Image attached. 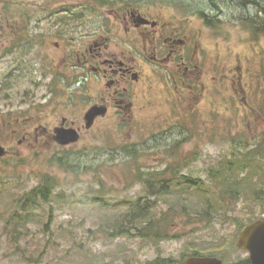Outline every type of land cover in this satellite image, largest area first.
<instances>
[{
  "label": "rangeland",
  "instance_id": "rangeland-1",
  "mask_svg": "<svg viewBox=\"0 0 264 264\" xmlns=\"http://www.w3.org/2000/svg\"><path fill=\"white\" fill-rule=\"evenodd\" d=\"M251 1L0 0L1 17L74 23L69 44L79 41L78 32L111 22L119 5H141L152 15L177 12L206 36L207 84L219 74L218 64L227 81L242 75L244 90L238 96L229 82L223 84L225 95L210 92L197 110L195 184L187 188L147 183L141 168L150 153L141 123L121 126L123 136L116 128L115 136L72 158L64 152L56 159L45 145L1 138L11 153L0 159V264H149L158 258L183 263L196 252L229 264L249 259L238 247L239 225L264 218V0ZM27 48L0 61V110L29 115L34 104L44 115L46 92L37 88L44 79L29 69L38 51L32 55ZM31 77L37 81L34 91H28ZM155 77V88L162 87ZM154 102L155 112L172 117L153 125L152 136L159 138L175 129V114L161 95ZM46 179L56 184L49 200L24 205L25 196ZM235 183H241L238 190ZM140 201L167 237L122 231L131 226L132 204ZM209 203L217 209L207 210Z\"/></svg>",
  "mask_w": 264,
  "mask_h": 264
},
{
  "label": "flooded vegetation",
  "instance_id": "flooded-vegetation-1",
  "mask_svg": "<svg viewBox=\"0 0 264 264\" xmlns=\"http://www.w3.org/2000/svg\"><path fill=\"white\" fill-rule=\"evenodd\" d=\"M110 17L111 22L78 32L79 41L73 44L68 42L72 38L69 28L78 26L69 21L35 24L1 17L0 61L25 45L31 54L38 51L32 54L38 57L29 69L38 70L44 79L37 88L46 92V108L44 115L36 112L34 104H29L33 110L29 115L18 109L0 110V145L5 148L0 159L11 153L1 138L20 145H45L56 159L64 152L72 158L75 152L83 153L95 142L115 136L116 128L123 136L121 126L141 123L150 153L141 168L147 183H154L152 188H187L195 184L197 110L207 94L225 95L222 86L228 82L240 96L242 75L227 81L222 68L214 64L219 74L207 84L206 36L190 18L177 12L152 15L141 5L124 4ZM155 75L162 83L159 90L154 86ZM29 79L28 91H34L37 81ZM155 94L175 114V129L159 138L152 136L153 125L161 117L165 121L172 117L155 112ZM75 136L78 140L74 142Z\"/></svg>",
  "mask_w": 264,
  "mask_h": 264
},
{
  "label": "trees",
  "instance_id": "trees-1",
  "mask_svg": "<svg viewBox=\"0 0 264 264\" xmlns=\"http://www.w3.org/2000/svg\"><path fill=\"white\" fill-rule=\"evenodd\" d=\"M100 1V0H99ZM107 0H101V4H106ZM241 183H235L234 184V189L240 188ZM56 186L55 183H51L49 179L43 180L41 186L36 187L33 189L28 195L25 196L24 198V205H27L28 207L30 206H37L40 202H46L49 200L50 195L53 192V188ZM244 188V187H243ZM227 190H231L228 187H226ZM132 213L130 214V218H128V222L131 224L127 228H124L122 230L124 233H130L134 229L139 231V235L143 237H148V236H153L152 234L156 233L157 235H160L159 237H167L169 234L165 233L163 234L164 231L160 230L159 228L154 227L155 219L154 218H148L147 213L144 212V207L145 203H141V201L137 204H132ZM208 209L207 210H216L217 208H214L212 203L208 204ZM264 219V218H262ZM255 220H259L257 218H250L248 222L243 223L239 225V229H243V227L249 223H252ZM205 256L199 253H194L193 256ZM214 256V255H210ZM223 259V258H222ZM224 260V259H223ZM225 261V260H224ZM149 264H184L181 262H177L172 258H158ZM236 264H250L249 259L242 260Z\"/></svg>",
  "mask_w": 264,
  "mask_h": 264
},
{
  "label": "water",
  "instance_id": "water-1",
  "mask_svg": "<svg viewBox=\"0 0 264 264\" xmlns=\"http://www.w3.org/2000/svg\"><path fill=\"white\" fill-rule=\"evenodd\" d=\"M75 136L72 141H77ZM67 142V141H66ZM64 141V143H66ZM5 148L0 145V156ZM238 247L249 252L250 264H264V219L255 220L243 227L238 237ZM184 264H229L216 256H189Z\"/></svg>",
  "mask_w": 264,
  "mask_h": 264
}]
</instances>
